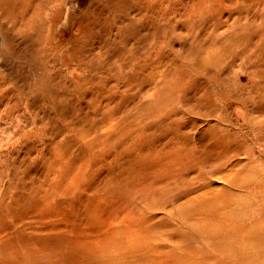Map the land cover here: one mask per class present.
Segmentation results:
<instances>
[{"label": "rangeland", "instance_id": "rangeland-1", "mask_svg": "<svg viewBox=\"0 0 264 264\" xmlns=\"http://www.w3.org/2000/svg\"><path fill=\"white\" fill-rule=\"evenodd\" d=\"M0 68V264L264 261V0H0Z\"/></svg>", "mask_w": 264, "mask_h": 264}, {"label": "bare ground", "instance_id": "bare-ground-1", "mask_svg": "<svg viewBox=\"0 0 264 264\" xmlns=\"http://www.w3.org/2000/svg\"><path fill=\"white\" fill-rule=\"evenodd\" d=\"M257 163L259 166V177H258V182H257L259 184V191H260L259 193L263 194V196H264V158H257ZM261 198H262V196H261ZM259 204L262 205V204H264V202L259 201ZM256 234L258 236L257 239L259 240L261 245H264V224H261L260 226H258ZM260 254H262V253H260ZM260 264H264V261L261 262Z\"/></svg>", "mask_w": 264, "mask_h": 264}]
</instances>
